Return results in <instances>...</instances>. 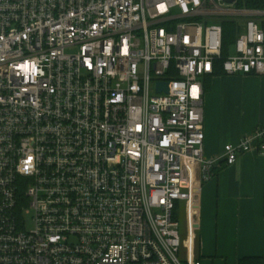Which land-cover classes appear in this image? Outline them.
I'll return each mask as SVG.
<instances>
[{
    "label": "built area",
    "instance_id": "2783aa9c",
    "mask_svg": "<svg viewBox=\"0 0 264 264\" xmlns=\"http://www.w3.org/2000/svg\"><path fill=\"white\" fill-rule=\"evenodd\" d=\"M237 2L0 0V264H187L185 163L264 149L263 123L204 152L205 79L264 76V10Z\"/></svg>",
    "mask_w": 264,
    "mask_h": 264
},
{
    "label": "crops",
    "instance_id": "0c3cea01",
    "mask_svg": "<svg viewBox=\"0 0 264 264\" xmlns=\"http://www.w3.org/2000/svg\"><path fill=\"white\" fill-rule=\"evenodd\" d=\"M204 87L205 156L222 157L226 144L239 143L264 123V76L219 73L207 77ZM186 163L183 186L191 198L177 207L182 259L239 264L245 257L264 258L262 146L233 165L221 163L207 182L198 163Z\"/></svg>",
    "mask_w": 264,
    "mask_h": 264
},
{
    "label": "trees",
    "instance_id": "16d2710c",
    "mask_svg": "<svg viewBox=\"0 0 264 264\" xmlns=\"http://www.w3.org/2000/svg\"><path fill=\"white\" fill-rule=\"evenodd\" d=\"M237 6L247 7L251 9H261L264 10V0H238ZM224 27V55H227L232 42L234 43L242 32V26L235 20L228 19L223 22ZM219 73H224L220 65H217L215 75ZM239 264H264V258L258 257H245Z\"/></svg>",
    "mask_w": 264,
    "mask_h": 264
},
{
    "label": "water",
    "instance_id": "95a60500",
    "mask_svg": "<svg viewBox=\"0 0 264 264\" xmlns=\"http://www.w3.org/2000/svg\"><path fill=\"white\" fill-rule=\"evenodd\" d=\"M225 1L228 3H234L236 0H225ZM163 90H165V91L169 90L168 82H159L158 83V91L161 92Z\"/></svg>",
    "mask_w": 264,
    "mask_h": 264
},
{
    "label": "rangeland",
    "instance_id": "374dc122",
    "mask_svg": "<svg viewBox=\"0 0 264 264\" xmlns=\"http://www.w3.org/2000/svg\"><path fill=\"white\" fill-rule=\"evenodd\" d=\"M259 19L261 20V21H264V16H260L259 17ZM236 21V20H235ZM233 42H232V44L230 45V46H233ZM187 164V163H186ZM186 164L184 165V166H186ZM177 213V212H176ZM179 255H180V257L182 258V256H181V252L179 253ZM203 260V259H202ZM188 264V263H187Z\"/></svg>",
    "mask_w": 264,
    "mask_h": 264
}]
</instances>
